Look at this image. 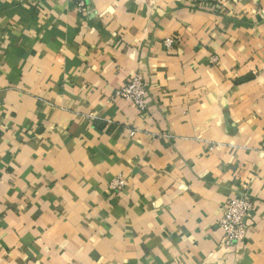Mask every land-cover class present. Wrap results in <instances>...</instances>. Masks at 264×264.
Instances as JSON below:
<instances>
[{"label": "crops", "instance_id": "1", "mask_svg": "<svg viewBox=\"0 0 264 264\" xmlns=\"http://www.w3.org/2000/svg\"><path fill=\"white\" fill-rule=\"evenodd\" d=\"M0 178V264H264V0H0Z\"/></svg>", "mask_w": 264, "mask_h": 264}, {"label": "built area", "instance_id": "2", "mask_svg": "<svg viewBox=\"0 0 264 264\" xmlns=\"http://www.w3.org/2000/svg\"><path fill=\"white\" fill-rule=\"evenodd\" d=\"M207 2V0H202ZM218 6H225L229 0H211ZM76 14L86 15L87 0H71ZM173 41L166 40L165 48L168 50ZM114 100L129 102L133 109L140 115H145L148 102L150 100L149 87L143 72H136L132 78L122 87L113 93ZM1 185V178H0ZM126 185V181L118 176L111 184L110 188L118 192ZM253 198L246 192L238 194L235 198L228 200L220 207V218L217 220V228L222 234V246L225 249H232L242 243L246 238L248 230V220L252 218L254 209Z\"/></svg>", "mask_w": 264, "mask_h": 264}]
</instances>
